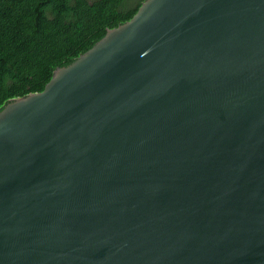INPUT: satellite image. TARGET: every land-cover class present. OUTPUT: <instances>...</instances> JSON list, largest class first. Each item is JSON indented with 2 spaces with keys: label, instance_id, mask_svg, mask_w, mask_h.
<instances>
[{
  "label": "water",
  "instance_id": "1",
  "mask_svg": "<svg viewBox=\"0 0 264 264\" xmlns=\"http://www.w3.org/2000/svg\"><path fill=\"white\" fill-rule=\"evenodd\" d=\"M0 264H264V0H146L8 102Z\"/></svg>",
  "mask_w": 264,
  "mask_h": 264
},
{
  "label": "trees",
  "instance_id": "2",
  "mask_svg": "<svg viewBox=\"0 0 264 264\" xmlns=\"http://www.w3.org/2000/svg\"><path fill=\"white\" fill-rule=\"evenodd\" d=\"M146 0H0V110L44 90Z\"/></svg>",
  "mask_w": 264,
  "mask_h": 264
}]
</instances>
